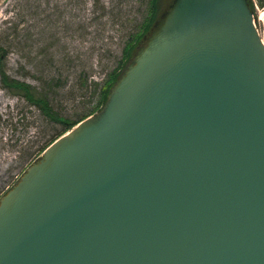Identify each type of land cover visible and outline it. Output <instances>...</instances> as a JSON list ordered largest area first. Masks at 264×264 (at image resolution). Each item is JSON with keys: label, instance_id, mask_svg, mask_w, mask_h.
<instances>
[{"label": "water", "instance_id": "1", "mask_svg": "<svg viewBox=\"0 0 264 264\" xmlns=\"http://www.w3.org/2000/svg\"><path fill=\"white\" fill-rule=\"evenodd\" d=\"M0 264H264V44L245 0H175L98 112L0 198Z\"/></svg>", "mask_w": 264, "mask_h": 264}, {"label": "rangeland", "instance_id": "2", "mask_svg": "<svg viewBox=\"0 0 264 264\" xmlns=\"http://www.w3.org/2000/svg\"><path fill=\"white\" fill-rule=\"evenodd\" d=\"M174 1L0 0V198L62 127L9 80L30 84L74 119L97 105L105 80L114 72L117 79ZM260 1L245 0L264 42Z\"/></svg>", "mask_w": 264, "mask_h": 264}, {"label": "trees", "instance_id": "3", "mask_svg": "<svg viewBox=\"0 0 264 264\" xmlns=\"http://www.w3.org/2000/svg\"><path fill=\"white\" fill-rule=\"evenodd\" d=\"M260 5H264V0L260 1ZM115 77H116V72H114L113 76H110L107 80H105L104 84L101 87V91L99 92L97 105L93 109H90V111L84 112L80 116L74 119L61 115L58 111H56L53 108V106H51L48 99L45 96H42L39 92L37 93L36 89L33 88L30 84L26 82H21L18 80H12V81L9 80L10 81L9 85L13 88V91L15 92V94L26 97L28 100H30V102L36 105L47 118L55 122L62 123V127L57 132V134H55L52 137V139L47 143L48 145L55 138H57L58 136L63 134L65 131L70 129L72 126H74L78 121L87 117L94 110L97 111L100 108V106L103 105V103L106 100L109 89L115 81ZM3 80L4 82H8L6 76H3Z\"/></svg>", "mask_w": 264, "mask_h": 264}, {"label": "bare ground", "instance_id": "4", "mask_svg": "<svg viewBox=\"0 0 264 264\" xmlns=\"http://www.w3.org/2000/svg\"><path fill=\"white\" fill-rule=\"evenodd\" d=\"M263 42V41H262ZM263 44H264V42H263ZM69 130V129H68Z\"/></svg>", "mask_w": 264, "mask_h": 264}]
</instances>
